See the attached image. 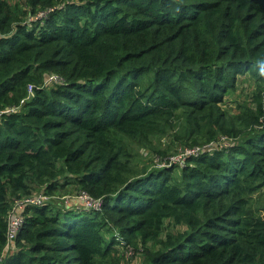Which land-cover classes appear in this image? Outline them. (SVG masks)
Wrapping results in <instances>:
<instances>
[{"label":"trees","instance_id":"1","mask_svg":"<svg viewBox=\"0 0 264 264\" xmlns=\"http://www.w3.org/2000/svg\"><path fill=\"white\" fill-rule=\"evenodd\" d=\"M263 188L264 0H0V264H264Z\"/></svg>","mask_w":264,"mask_h":264},{"label":"rangeland","instance_id":"2","mask_svg":"<svg viewBox=\"0 0 264 264\" xmlns=\"http://www.w3.org/2000/svg\"><path fill=\"white\" fill-rule=\"evenodd\" d=\"M13 1V0H12ZM42 16V15H40ZM256 89V81L253 80V78L249 75H243L239 77V80L237 82V87L235 89V91H231L227 93L226 99H227V104L224 103L223 106L224 107H228L231 112H237L238 110V104L239 103H243L245 101H250V99L253 96V93ZM228 105V106H227ZM168 141H170V137H166L163 139V144L166 145L168 143ZM143 150L142 148H138L137 147V151ZM188 149V148H187ZM184 150H180V152L175 153L171 156V158L173 159L174 157L175 160L180 159L179 155L182 154ZM144 151V150H143ZM177 152V151H175ZM147 154V153H146ZM160 161V160H159ZM158 162V160H157ZM156 163V162H155ZM79 195V193L77 192V188L75 185H70L67 186L66 188H64V191H60L58 192L56 195L53 196H47V200L50 199L52 202L54 203H59V204H69V205H76V209L79 208H86V206L82 203V202H77L75 200H73V197ZM251 203L254 204L252 206V208L254 209V207L258 208L261 211H264V188L261 190H256L252 196H251ZM88 209V208H86ZM16 251L13 252V250H8L7 254L8 256H12ZM128 253L126 254V261L130 264H142V260L139 259V256H134Z\"/></svg>","mask_w":264,"mask_h":264},{"label":"built area","instance_id":"3","mask_svg":"<svg viewBox=\"0 0 264 264\" xmlns=\"http://www.w3.org/2000/svg\"><path fill=\"white\" fill-rule=\"evenodd\" d=\"M46 81L48 83H56V82H62L63 78L60 77L59 75L56 74H50ZM30 90H32L30 88ZM192 153H196L195 149H186L182 154L179 155L178 160H175L174 157L173 159L170 158V162L169 165L173 164V163H180L183 164L184 163V159L186 158V156L188 154H192ZM80 200L82 201V203L86 206V208L88 209H94V210H101L102 208V201H100L99 199H94L93 197L89 196L87 193H81V195H79ZM44 199H47V196H40V197H29V198H23V199H17L16 203L11 211L10 217H9V230H8V244L7 247L4 251V254L2 256V258L6 255L8 249L12 246V243H14V239L17 237L23 222H24V211L26 210V208L30 205H40L42 203V201H44ZM15 247V246H14ZM11 249V250H15L16 248ZM1 258V259H2ZM0 259V261H1Z\"/></svg>","mask_w":264,"mask_h":264},{"label":"clouds","instance_id":"4","mask_svg":"<svg viewBox=\"0 0 264 264\" xmlns=\"http://www.w3.org/2000/svg\"><path fill=\"white\" fill-rule=\"evenodd\" d=\"M14 251H16V249H15ZM14 251H13V252H14ZM5 256H8V254L6 253V255H5ZM5 256H4V257H5Z\"/></svg>","mask_w":264,"mask_h":264}]
</instances>
